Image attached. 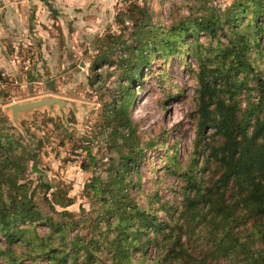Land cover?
<instances>
[{
  "label": "trees",
  "instance_id": "16d2710c",
  "mask_svg": "<svg viewBox=\"0 0 264 264\" xmlns=\"http://www.w3.org/2000/svg\"><path fill=\"white\" fill-rule=\"evenodd\" d=\"M198 4L157 24L145 3L123 0L120 31L97 40L91 81L106 63L127 78L96 124L107 130V159L94 153L95 137L63 129L59 140L85 152L90 209L68 208L69 184L39 165L43 139L32 145L0 111V264H264V0ZM127 29L129 40L115 44ZM180 53L197 62L185 58L195 137L186 157L178 140L158 154L148 188L139 162L165 139L140 136L132 83L155 58ZM161 174L175 178L176 202L161 194Z\"/></svg>",
  "mask_w": 264,
  "mask_h": 264
},
{
  "label": "rangeland",
  "instance_id": "374dc122",
  "mask_svg": "<svg viewBox=\"0 0 264 264\" xmlns=\"http://www.w3.org/2000/svg\"><path fill=\"white\" fill-rule=\"evenodd\" d=\"M201 1L221 7L232 2L140 0L157 24H169L188 13L189 6L196 9ZM122 5L123 0H0V111L32 145L40 137L43 139L39 165L49 179H63L69 184L75 201L68 208L78 214L94 205L83 190L93 172L81 167L85 152H71L59 142L60 131L69 129L77 136L95 137L94 153L107 159V130L99 132L96 124L103 120L109 102L119 97L121 84L127 83V78L118 66L106 63L100 68V79L92 82L90 64L98 46L103 45V41H97L99 37L120 31L115 14ZM128 30L115 44L129 40ZM185 58L197 65L190 54L155 58L144 67L141 79L132 83L131 116L139 125L140 136L144 140L155 136H160V141L165 139L154 149L146 147V157L139 162L148 188L155 174L161 173L160 152L175 140L180 156L186 157L192 149L195 84ZM50 95L61 97L64 103L56 101L20 110L16 118L13 116L11 103ZM152 165L157 166L151 169ZM160 177L163 197L172 202L180 199L175 178L165 174ZM150 249L153 256L154 249Z\"/></svg>",
  "mask_w": 264,
  "mask_h": 264
},
{
  "label": "water",
  "instance_id": "95a60500",
  "mask_svg": "<svg viewBox=\"0 0 264 264\" xmlns=\"http://www.w3.org/2000/svg\"><path fill=\"white\" fill-rule=\"evenodd\" d=\"M50 84L53 87V83L50 82ZM56 101H58L60 104L64 103V100L61 99V97L57 95H50L23 102H13L10 104V107L12 108L13 116L16 118L20 110L38 107L45 104H53Z\"/></svg>",
  "mask_w": 264,
  "mask_h": 264
}]
</instances>
